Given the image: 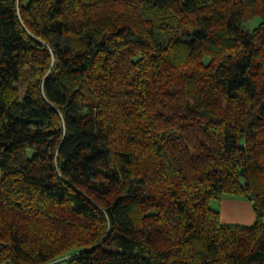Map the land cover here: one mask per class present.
<instances>
[{
  "label": "trees",
  "instance_id": "1",
  "mask_svg": "<svg viewBox=\"0 0 264 264\" xmlns=\"http://www.w3.org/2000/svg\"><path fill=\"white\" fill-rule=\"evenodd\" d=\"M61 262L264 264V0H0V264Z\"/></svg>",
  "mask_w": 264,
  "mask_h": 264
},
{
  "label": "rangeland",
  "instance_id": "2",
  "mask_svg": "<svg viewBox=\"0 0 264 264\" xmlns=\"http://www.w3.org/2000/svg\"><path fill=\"white\" fill-rule=\"evenodd\" d=\"M258 22L257 18H252L245 20L243 25L247 30H251ZM209 205L218 211L220 222L225 226L251 227L254 224L255 212L252 202L244 195L224 194L219 199H212Z\"/></svg>",
  "mask_w": 264,
  "mask_h": 264
}]
</instances>
